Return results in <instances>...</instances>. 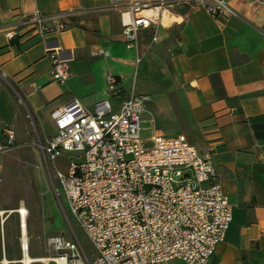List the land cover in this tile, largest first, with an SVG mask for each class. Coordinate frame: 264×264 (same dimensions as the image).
I'll use <instances>...</instances> for the list:
<instances>
[{"label": "crops", "instance_id": "obj_1", "mask_svg": "<svg viewBox=\"0 0 264 264\" xmlns=\"http://www.w3.org/2000/svg\"><path fill=\"white\" fill-rule=\"evenodd\" d=\"M228 4L238 16L216 19L176 3L164 13L156 43L151 30L139 31L136 51L126 48L125 19L114 0H0V146L6 125L15 140L29 116L36 130H45L55 126L52 113L75 100L88 111L108 100L118 111L107 81L116 76L126 91L148 98L144 140L184 139L201 155L214 149L233 221L210 264H264V3ZM35 13L66 14L60 22L67 29L42 36L26 24ZM9 32L16 34L12 41ZM54 51L69 65L64 84L51 78ZM1 250L0 260H8L5 245Z\"/></svg>", "mask_w": 264, "mask_h": 264}, {"label": "built area", "instance_id": "obj_2", "mask_svg": "<svg viewBox=\"0 0 264 264\" xmlns=\"http://www.w3.org/2000/svg\"><path fill=\"white\" fill-rule=\"evenodd\" d=\"M123 1L114 0L123 11L126 48L136 51L139 31L151 30L156 43L163 15L176 3L204 10L216 19L238 16L228 0ZM65 16L35 13L26 24L36 26L42 36L57 34L67 29L60 22ZM47 21L57 25L49 28ZM6 36L11 41L16 38L14 32ZM50 59L52 80L64 84L70 76L68 63L55 51ZM107 81L109 94L120 102L118 111L108 100L97 102L93 111L75 100L52 113L57 133L38 139L55 197L59 202L64 197L66 210L93 248L90 260L77 240L55 235L48 239L49 257L42 264H167L175 260L210 264L233 221V207L216 178L214 149L201 155L184 139L152 136L144 140L141 121L148 98L133 89L126 91L116 76L109 75ZM3 135L7 144L0 146L1 151L10 149L16 137L11 125L4 127ZM65 153L71 162L68 172L62 173L55 163ZM14 212L20 219L22 259L18 263L27 264L28 228L23 226L21 208ZM14 212L0 209L2 231Z\"/></svg>", "mask_w": 264, "mask_h": 264}, {"label": "rangeland", "instance_id": "obj_3", "mask_svg": "<svg viewBox=\"0 0 264 264\" xmlns=\"http://www.w3.org/2000/svg\"><path fill=\"white\" fill-rule=\"evenodd\" d=\"M155 1V0H152ZM26 132L16 139L8 150H0V205L4 209L24 208L28 212L29 255L32 258L49 256L47 242L50 237L61 235L67 240H77L91 260L92 245L80 226L70 217L66 202L55 197L50 176L42 163L41 152L37 146L39 137L54 136L56 126L49 125L36 130L32 119L28 118ZM149 135L143 131L142 136ZM5 142L3 145H6ZM65 153L56 160L55 166L62 173L69 170L70 159ZM18 214H12L5 225L4 237L0 235L1 248L5 245L7 259L15 261L21 258L19 247L20 227ZM6 260V261H8ZM18 264L10 262V264ZM33 264H42L39 262ZM167 264H184L171 261Z\"/></svg>", "mask_w": 264, "mask_h": 264}, {"label": "bare ground", "instance_id": "obj_4", "mask_svg": "<svg viewBox=\"0 0 264 264\" xmlns=\"http://www.w3.org/2000/svg\"><path fill=\"white\" fill-rule=\"evenodd\" d=\"M21 210H22V213H23V218H22L23 226L24 227L26 226L28 228V226H27L28 212L24 208H21ZM47 261H48L47 258H35V257L32 258L30 255L25 259V263H27V264H29V263L33 264V263H36V262L43 263V262H47ZM4 263L5 264H10V263H8V261H5V260H4ZM59 263L60 264H65L63 261H59Z\"/></svg>", "mask_w": 264, "mask_h": 264}]
</instances>
